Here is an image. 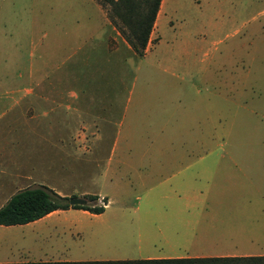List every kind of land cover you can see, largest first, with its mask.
Wrapping results in <instances>:
<instances>
[{
	"label": "rangeland",
	"instance_id": "rangeland-1",
	"mask_svg": "<svg viewBox=\"0 0 264 264\" xmlns=\"http://www.w3.org/2000/svg\"><path fill=\"white\" fill-rule=\"evenodd\" d=\"M95 2L98 8L88 0H0V34H10L8 37L18 45V59L22 61L21 64H10L0 59V137L6 147V154L0 153V204L15 192L27 188L26 182L30 187L43 185L52 191L69 194V198L79 197L87 191L106 194L112 200L102 215L82 209L49 215L45 226L73 229L75 238L64 242L58 238L47 239L41 232L38 236L32 227L3 230L0 241L4 254L0 259L16 261L21 256V249L29 247L31 253L38 257L50 244H54V248L69 244L71 252L83 251L80 257L85 259L138 257L133 240H130L129 231L134 226L127 225V220H135L138 216L134 207L147 201L174 202L177 197L169 187L159 192H146L147 188L135 183V179L133 184L129 183L132 178L126 177L129 173L119 171V164L107 174L114 176L119 186L108 181L105 165L113 147L111 136L116 132L115 122L119 121L126 108L124 126L129 125V129L125 131L131 134L135 144L119 145L114 162L121 158L119 155L127 158L146 150L176 152L189 157L204 152L238 156L264 153V30H260L264 28V0H167L166 11L157 12L152 27L161 30V41L141 57L137 52L132 54L128 51L120 38L111 36L118 30L125 38L121 32L125 27L118 19L116 22L110 20L107 14L110 5L105 0ZM106 35L109 36L108 42H104ZM153 36L152 43L158 39L157 33ZM32 37L36 42L40 41L37 49L32 46L36 43L31 42ZM67 52L70 59L61 63L62 55ZM207 64L213 68L216 77L217 73L244 74L246 67L252 75L246 92L241 91L237 80L229 84L222 79L214 81L215 112H224L230 130L222 131L228 124L215 121L214 141L209 145L195 144L190 135V121L184 111L182 129L179 130L181 139L177 138L176 144L159 146L157 142H140L146 138L148 142L149 139L160 141L158 116L162 108L170 106L175 110L186 106L187 110L190 109L191 94L195 91L194 75ZM31 71L35 76L43 74L53 79L50 81L52 88L62 89L61 78L62 74L65 75V90L77 92L80 95L77 102L88 100V94L81 91L98 94V98H89L95 105L86 113L85 109L80 110L81 106L71 102V108H55L53 114L45 94H39L48 88L49 82L29 80L27 74ZM18 73H23L22 77H18ZM172 73L178 74L179 79H174ZM19 87L25 92L23 108L10 106L15 97L10 92ZM130 90L132 101L129 105L126 97ZM110 95L116 98L111 105L107 103L112 97ZM244 98L250 107L257 110L251 117L247 116L256 128L252 124H239V105ZM31 106L34 111L25 110ZM104 110H110L111 120L109 124L104 121L96 123L98 134L102 136L100 141L95 144L85 140L79 126L83 123L79 122L87 120V124H93L92 121ZM62 113L71 118L68 124L70 139L68 144L62 145L60 141L53 146L54 139L47 136L50 132L47 124L51 117L62 119ZM95 131L96 128L92 127L85 133L89 135ZM222 133L226 134L224 138ZM91 138L92 135L89 140ZM63 147L71 154L70 158L65 162L56 160L54 167L52 158L62 153ZM27 171L31 180L23 182L22 175ZM252 171L251 176L241 178L243 182L240 185L206 188L201 200L253 204ZM91 193L83 197L96 195ZM87 200L88 204L94 203ZM103 202L107 204L106 200ZM96 203L102 205L98 199ZM171 219L168 216L167 221ZM76 232L84 235L78 236Z\"/></svg>",
	"mask_w": 264,
	"mask_h": 264
},
{
	"label": "crops",
	"instance_id": "crops-1",
	"mask_svg": "<svg viewBox=\"0 0 264 264\" xmlns=\"http://www.w3.org/2000/svg\"><path fill=\"white\" fill-rule=\"evenodd\" d=\"M95 4L98 8V4L95 0H88ZM166 2L167 0H161L160 9L158 12L166 11ZM226 13H224L225 15ZM116 30V28H113ZM216 29V28H215ZM219 29V28H218ZM237 30V29H235ZM264 30V28H260ZM93 30L90 35L92 37L95 32ZM161 30L152 29L150 37L144 54L149 50L155 43L161 41ZM213 31V28L212 30ZM1 33V32H0ZM157 33L158 39L151 42L154 39L153 34ZM7 32H4L3 36L0 34V59H4V63L8 62L10 64H21L18 57V45L11 42L8 37ZM10 35V34H9ZM88 35V36H89ZM114 39L120 38L122 45L126 47L128 51H131L132 54H135V51L132 49L131 45L127 40L120 35V32L116 30V35ZM87 38V37H86ZM104 42H108L109 36L104 37ZM203 41V40H202ZM7 42V43H4ZM31 42H36L33 37ZM37 41L32 46H39ZM87 43V42H86ZM212 44H215L213 41ZM115 50L118 51V48ZM143 54V55H144ZM70 59V53L67 52L66 55H62L61 63H65ZM236 62V61H234ZM241 63V61H239ZM224 64V62H222ZM245 73L239 75H219L217 77L214 73L213 68L209 67L207 64L206 67L198 70L196 75V82L193 86L194 93L191 94V106L190 109L186 106L175 108L173 110L170 106L162 108L161 115L158 116L159 122V137L160 141H153L148 138L141 140L142 143L156 144L159 146L162 145H172L176 144L175 140L181 139V132L183 125V113L187 112V118L190 121L191 125V139L195 144L209 145L214 141V129L215 121L223 123L226 122L228 127L222 128L225 130L229 129V123H227V117H225L224 112H215V86L214 81L217 78L218 80L222 79L225 83H230L231 81L237 80L241 85V91L246 92L250 88L249 82L252 78V75L249 72V68H244ZM23 73H18V77H22ZM28 79L31 81H44L48 83V88L42 89L39 94L40 96L46 97V102L52 105L51 112H55V108H62L65 106L66 109L71 108V102L81 106V109L87 111L91 106H94V100L89 101V98H98L97 95L91 94V92L84 90L80 93L88 94V100L83 102H77L76 99L80 95L75 91L69 89L65 90V84L63 83L65 75L62 74V84L63 88L51 87V82L53 79L49 76L34 75V72L27 74ZM171 76L174 79H179L178 74L172 73ZM206 84L204 88L202 86ZM226 85V84H224ZM228 86V85H226ZM51 87V88H49ZM21 87L12 90L14 96L12 98V103L10 106H22V100L24 98L25 92ZM34 92V91H32ZM132 91H128L126 97V103L130 105L132 101L131 98ZM38 94V96H39ZM66 96L69 98L67 99ZM112 96L107 102L110 105L115 103V95ZM114 96V97H113ZM224 100V97H222ZM228 98V97H227ZM65 100V102H64ZM32 105V104H31ZM98 108V101L96 102ZM23 108V106H22ZM165 109V110H164ZM26 111H34L31 107L26 108ZM127 110V108H126ZM124 109L123 113L120 115V119L116 123V132L111 136V141L113 144L110 156L105 165V175L107 176L108 181L111 184H118V180L114 176L107 175L110 171L115 169V165L119 164V171L129 173L126 177H131L132 180H129V183H135L144 185L147 188L146 192H159L163 189L170 188L177 197V200L174 202H164V201H147L146 203H137L134 207V212L138 213V216L135 220H127V225L134 226L129 231L131 234V239L133 240L132 245L134 244L136 251L139 255L138 257H116L115 259H98L95 257L93 259H85L80 257L81 254H84L83 251H70V246L63 245L61 247L54 248V244H50V247L44 249V253L38 257L34 256L31 252V248H22L21 254L24 259H21V256L16 261H7L0 259V262H26V261H84V260H122L123 259H164V258H196V257H226V256H250V255H264V153H254L252 155L238 156L234 154H221L214 155L211 152L198 153L192 157H189L184 154L172 152L166 153L163 151L158 152H149L148 150L134 154L129 157H124L119 155L120 159L114 162V157L116 156V150L118 146L135 144L134 138L131 134L126 132L125 129H129V125L124 126V117L126 114ZM110 110H104L100 112L101 115L94 119L93 124H87L86 122L79 125L83 129V134L80 133L85 140L91 141L95 144H98L101 134H98V123L99 121H104L106 124L111 120ZM253 113H257L256 109H253L249 106L248 100L244 98L242 103L239 105V124L241 125H250L253 126L254 123L247 119V116L251 117ZM175 116V117H174ZM173 118L175 120L173 121ZM71 118L69 115L65 117L62 113V119L59 116L51 117V120L47 124V129L50 130L47 136L53 138V146L60 143L62 145L68 144L70 139V123ZM96 128L95 132H90L87 135L85 132L88 129ZM68 128V129H67ZM256 128V126H255ZM66 129V130H65ZM202 130L201 132L199 130ZM68 130V131H67ZM223 134V138L226 134ZM92 135V138L89 140V136ZM220 135V134H219ZM3 144V141L0 137V153L2 155L6 154V147ZM62 153H58L57 156H54L53 166L55 167L56 160H62L65 162L69 160L70 153L66 152L64 147ZM242 161L243 163H238ZM245 162H251V164H246ZM21 167V166H20ZM24 170L23 167H21ZM253 169V182L250 181V184L254 185L255 188V202L243 203V202H230L224 200H209L208 202L201 200L202 194L207 191L206 188L210 186H219L224 188L230 184L240 185L243 180L241 178L251 176L250 171ZM250 170V171H249ZM251 172V173H252ZM219 176L216 177V175ZM236 174V175H234ZM23 176V182L30 179L31 175L28 173ZM27 187L30 185L26 182ZM205 187V188H204ZM60 195L69 196V194L60 193ZM91 192L84 191L79 196H84L90 194ZM91 194H96L99 198H104L107 204L105 209H108L112 200L108 195L98 192H92ZM189 194V196L187 195ZM72 195V194H71ZM8 200V199H7ZM0 204V207L6 203V201ZM75 208L68 209H58L55 210L42 218L37 220L25 223V224H15V225H2L0 224V235L3 233V230L15 229V227H32V230H36V235H39V232L43 233L44 237L47 239L58 238L59 241L64 242L70 238H75L74 231L70 227H59L52 225L47 227L44 223L48 224L47 219L49 215L57 212H68ZM83 210V209H82ZM88 212L86 210H83ZM90 213V212H88ZM94 214V213H92ZM98 215V214H97ZM168 216L172 217L170 221H167ZM66 220V218H62ZM136 226V228H135ZM45 228H48L47 230ZM98 232H96L97 234ZM84 235L83 232H76V235ZM81 235V236H82ZM53 249V250H52ZM158 249V250H156ZM19 252V253H20ZM158 252V253H157ZM4 254L1 241H0V256ZM29 256V257H28ZM31 256V257H30ZM30 258V259H29ZM24 260V261H23Z\"/></svg>",
	"mask_w": 264,
	"mask_h": 264
},
{
	"label": "trees",
	"instance_id": "trees-1",
	"mask_svg": "<svg viewBox=\"0 0 264 264\" xmlns=\"http://www.w3.org/2000/svg\"><path fill=\"white\" fill-rule=\"evenodd\" d=\"M110 5L109 18L121 21L125 28L121 32L133 50L141 57L149 40L161 0H105ZM105 5V4H104ZM94 201L86 205H70L69 197L50 190L47 186L27 187L12 194L0 207V224H25L58 209H83L99 214L105 206L98 205V196L87 197ZM104 199V198H103ZM0 264H264V255L164 258V259H122L84 261H26L0 262Z\"/></svg>",
	"mask_w": 264,
	"mask_h": 264
},
{
	"label": "water",
	"instance_id": "water-1",
	"mask_svg": "<svg viewBox=\"0 0 264 264\" xmlns=\"http://www.w3.org/2000/svg\"><path fill=\"white\" fill-rule=\"evenodd\" d=\"M70 205H86L88 204L87 198L83 196H76V197H70L69 198Z\"/></svg>",
	"mask_w": 264,
	"mask_h": 264
},
{
	"label": "built area",
	"instance_id": "built-area-1",
	"mask_svg": "<svg viewBox=\"0 0 264 264\" xmlns=\"http://www.w3.org/2000/svg\"><path fill=\"white\" fill-rule=\"evenodd\" d=\"M103 200H104L103 198H99V201L102 203V205H103V206H105V205H106V203H105V202H103Z\"/></svg>",
	"mask_w": 264,
	"mask_h": 264
}]
</instances>
